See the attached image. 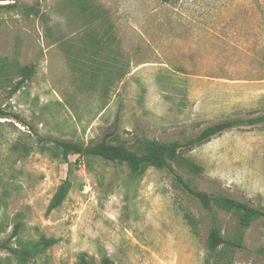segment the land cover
Masks as SVG:
<instances>
[{
    "label": "rangeland",
    "instance_id": "obj_1",
    "mask_svg": "<svg viewBox=\"0 0 264 264\" xmlns=\"http://www.w3.org/2000/svg\"><path fill=\"white\" fill-rule=\"evenodd\" d=\"M1 59L0 264H17L2 243L40 237L53 242L26 264H264V219L242 226L232 211L206 209L154 165L131 177L125 162L69 155L70 188L50 207L68 166L12 116L41 136L142 153L263 113L264 0H0ZM28 64L32 78L9 95ZM167 160L194 190L264 209V123ZM214 223L243 248L210 252Z\"/></svg>",
    "mask_w": 264,
    "mask_h": 264
},
{
    "label": "trees",
    "instance_id": "obj_2",
    "mask_svg": "<svg viewBox=\"0 0 264 264\" xmlns=\"http://www.w3.org/2000/svg\"><path fill=\"white\" fill-rule=\"evenodd\" d=\"M26 14L33 13L42 20H46V14L34 9L33 7H25ZM9 63L5 59H1L0 68L5 70ZM18 79L11 86L8 94L11 95L25 85L33 76L35 72V65L28 64L16 67ZM9 114L0 110V118H8ZM18 122L26 125L31 134L35 137L37 143H50L59 149L60 156L68 166V174L66 178L60 183L55 195L52 198L50 207L57 206L67 195L70 188V180L68 178L72 163L68 160L69 155H76L77 157H98L110 162H125L130 166V176L138 177L141 169L148 165H154L158 168L167 169L170 171L176 182L188 194L196 198L199 203L206 209H210L212 204H215L225 210L232 211L239 218V223L246 226L255 219H264V209L253 206L245 201L235 199L225 194H207L205 192L197 191L191 188L183 178L174 171L167 158L170 160L176 159L177 150L183 147L195 146L206 142L211 137L222 133L225 130L238 126H251L264 123V112L248 117H234L219 120L211 123L200 129L195 135L187 138L184 141L172 140L168 142L148 143L144 152L136 153L126 149L120 143H111L102 138L95 142L84 144L79 141L59 140L53 137L39 135L31 125L18 115H12ZM188 167L194 171L199 172L201 169L194 163H188ZM18 226L15 225L12 234L17 233ZM52 238L40 237L37 240H23L17 239L15 246H9L7 243H2L3 248L15 258L17 264H26L32 257L41 253L46 247L51 245ZM226 244L234 248H243L239 240L225 239L214 223L209 231L206 239V246L210 252H214L220 245ZM104 262H108L107 259Z\"/></svg>",
    "mask_w": 264,
    "mask_h": 264
}]
</instances>
